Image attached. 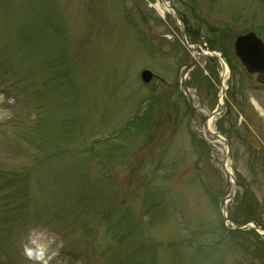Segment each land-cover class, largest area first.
<instances>
[{
  "label": "rangeland",
  "instance_id": "374dc122",
  "mask_svg": "<svg viewBox=\"0 0 264 264\" xmlns=\"http://www.w3.org/2000/svg\"><path fill=\"white\" fill-rule=\"evenodd\" d=\"M171 2L0 0V262L264 264V0Z\"/></svg>",
  "mask_w": 264,
  "mask_h": 264
},
{
  "label": "water",
  "instance_id": "95a60500",
  "mask_svg": "<svg viewBox=\"0 0 264 264\" xmlns=\"http://www.w3.org/2000/svg\"><path fill=\"white\" fill-rule=\"evenodd\" d=\"M245 40H247V38L245 39V38H243V39H241V41H245ZM240 44L241 45H244V46H247V47H250L251 45H250V42H240ZM239 44V45H240ZM238 45V46H239ZM242 50V52H243V54H244V56H246V57H243L244 58V60L248 63V64H250L251 65V61H250V56H248V51H246V49L245 48H242L241 49ZM259 56L258 55H255V61H254V63H256V59L258 58Z\"/></svg>",
  "mask_w": 264,
  "mask_h": 264
},
{
  "label": "bare ground",
  "instance_id": "6f19581e",
  "mask_svg": "<svg viewBox=\"0 0 264 264\" xmlns=\"http://www.w3.org/2000/svg\"><path fill=\"white\" fill-rule=\"evenodd\" d=\"M225 72L227 73V69H226ZM211 120H212V117L210 116V118H209V124L208 125H211ZM27 252L29 253L30 252V249H28Z\"/></svg>",
  "mask_w": 264,
  "mask_h": 264
}]
</instances>
